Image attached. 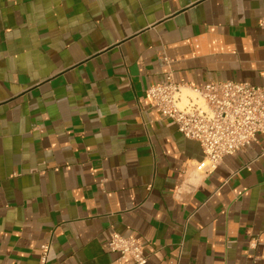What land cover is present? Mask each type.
<instances>
[{"label":"crops","instance_id":"0c3cea01","mask_svg":"<svg viewBox=\"0 0 264 264\" xmlns=\"http://www.w3.org/2000/svg\"><path fill=\"white\" fill-rule=\"evenodd\" d=\"M264 0H0V264H264V133L198 169L150 106L176 76L261 83ZM191 93L190 88L184 89Z\"/></svg>","mask_w":264,"mask_h":264},{"label":"built area","instance_id":"2783aa9c","mask_svg":"<svg viewBox=\"0 0 264 264\" xmlns=\"http://www.w3.org/2000/svg\"><path fill=\"white\" fill-rule=\"evenodd\" d=\"M264 26V21L261 23ZM161 59L167 66L164 77L146 88L150 106L177 126L187 138L197 140L204 152L198 169L209 173L224 157L246 149L264 133V73L261 83L233 79L212 80L202 87L179 79L172 60L165 52ZM190 88L191 93L184 89ZM119 259L131 258L146 264L148 255L144 241L124 235L112 227L106 243ZM51 245L41 243L39 264H48Z\"/></svg>","mask_w":264,"mask_h":264}]
</instances>
